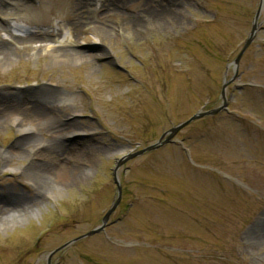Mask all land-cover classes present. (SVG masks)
Segmentation results:
<instances>
[{
  "label": "rangeland",
  "instance_id": "374dc122",
  "mask_svg": "<svg viewBox=\"0 0 264 264\" xmlns=\"http://www.w3.org/2000/svg\"><path fill=\"white\" fill-rule=\"evenodd\" d=\"M22 1L7 7L10 25L74 12L84 29L107 26L117 38L79 40L58 57L45 48L0 57V264H264V6L230 65L259 0ZM149 12L158 24L126 20ZM232 77L225 110L117 168L109 224L71 242L116 200V159L219 107ZM35 103L64 134L45 122L20 132ZM68 167L75 177L59 178Z\"/></svg>",
  "mask_w": 264,
  "mask_h": 264
},
{
  "label": "bare ground",
  "instance_id": "6f19581e",
  "mask_svg": "<svg viewBox=\"0 0 264 264\" xmlns=\"http://www.w3.org/2000/svg\"><path fill=\"white\" fill-rule=\"evenodd\" d=\"M20 1V2H18ZM41 1V0H40ZM94 0H84L81 5V7L85 6L88 7L91 5V2ZM22 0H1L0 2V17L7 22V25H5L4 22H2V26L0 24V30L6 31L8 39H3V43L6 44V46L0 45V57L6 58L10 50L15 51H27L32 49H42L45 48L46 51L55 57L60 56L62 52H68V47L71 48L73 45L77 44L79 40H83L86 42L90 41H96L99 42L102 45H108L111 41L116 39L117 34H115V31L107 26H93L92 28L84 29L82 25H79L77 22V16H75V13H69L64 12V21L59 20V22L56 23H47L44 24L42 22H48L46 19L43 18L42 21L39 24H31V22L27 21L28 24H31L29 27L21 28L16 25H10L8 23V15L5 14L7 7L12 6L14 8L21 7L19 4H23ZM78 2L71 1L69 2L68 6L73 7H79ZM31 6L33 10L37 11V7ZM97 13V12H96ZM166 14V12L163 14ZM166 16V15H165ZM167 17V16H166ZM146 18V20H145ZM145 18H140V16H127L126 20L128 23L132 24L133 26L139 27L140 23L139 20L145 21V23H151V24H158L159 23V13L158 12H149ZM63 29H66L68 32V35L65 37L63 36L61 38V35L63 33ZM9 31V32H8ZM90 34L93 39L88 35ZM12 48V49H11ZM76 54V53H75ZM34 105L33 111L27 116L22 117V121L24 125H20V132L26 133L28 130L31 129V125H34L35 123H46L51 124L53 126V132L57 135L64 134L63 127L55 126L50 123L51 116L48 115V110L44 108L41 104ZM6 118V115H1L0 121L4 120ZM29 125V126H28ZM52 135V134H51ZM56 135V136H57ZM57 148L51 147L48 152L49 154L53 153L56 154ZM49 161L53 162V158ZM38 166L40 169H48L47 165L46 167ZM73 168V167H72ZM59 178L61 176H74L76 174V170L68 168H59L58 173ZM75 177V176H74Z\"/></svg>",
  "mask_w": 264,
  "mask_h": 264
},
{
  "label": "water",
  "instance_id": "95a60500",
  "mask_svg": "<svg viewBox=\"0 0 264 264\" xmlns=\"http://www.w3.org/2000/svg\"><path fill=\"white\" fill-rule=\"evenodd\" d=\"M264 6V0H259V3H258V8L254 14V17H253V20H252V24H251V29H250V32L242 46V49L240 50V52L238 53V55L236 56V58L234 59V61L230 64L233 68V71L235 72L236 71V68L238 66V62L243 54V52L246 50V48L250 45V43L253 41L254 37H255V34H256V30H257V26H258V16L260 14V11L262 9V7ZM234 77H232L231 79H229L228 81H224L222 83V86H221V93H220V96H221V99H222V102H221V105L215 109H212V110H209V111H205V112H197L195 113L193 116H191L189 119L177 124L176 126L170 128L169 130H167L166 132H164L161 137L159 138V140L152 144V145H149L147 146L146 148H143L135 153H131V154H128V155H124L122 156L121 158L119 159H116L115 161V165H114V168L112 169V177H113V182L114 184L116 185V190H117V198H116V201L111 205V207L108 209V211L105 213V215L103 216V218L101 219V224L99 226H97L96 228H94L93 230L73 239L71 242H75L77 240H80V239H83V238H86V237H89V236H92L94 234H97L99 233L100 231H102L104 229V227L106 226V223L110 217V215L113 213V211L115 210V208L117 207L119 201H120V196H121V188H120V184H119V181L117 179V176L115 174L117 168L124 162L128 161V160H131L137 156H140L142 154H144L145 152H149L151 150H154V149H157L158 147L160 146H163L165 145L166 143H168L169 141H171L172 137L180 130L182 129L183 127H185L186 125H188L190 122L196 120V119H199V118H202L204 116H214L215 114L221 112L222 110H225L226 109V99H225V89H226V86L232 81ZM66 245L60 247L59 249L51 252L54 253L58 250H60L61 248L65 247Z\"/></svg>",
  "mask_w": 264,
  "mask_h": 264
}]
</instances>
